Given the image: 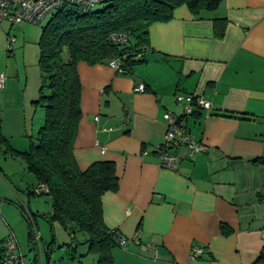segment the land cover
<instances>
[{
	"label": "crops",
	"instance_id": "obj_1",
	"mask_svg": "<svg viewBox=\"0 0 264 264\" xmlns=\"http://www.w3.org/2000/svg\"><path fill=\"white\" fill-rule=\"evenodd\" d=\"M77 70L75 160L83 171L114 162L119 187L102 197L103 220L127 239L139 237L114 249L115 264H264V163L254 161L264 159V0H221L198 15L181 6L150 26L149 50L131 73L107 62H80ZM5 71L0 131L11 136L23 132L26 116L15 117L22 96ZM140 83L144 92L135 90ZM187 95L212 110L184 116L177 96ZM168 112L204 145L194 156L173 149L183 158L178 171L162 167L158 153ZM196 245L202 253L193 258Z\"/></svg>",
	"mask_w": 264,
	"mask_h": 264
},
{
	"label": "trees",
	"instance_id": "obj_2",
	"mask_svg": "<svg viewBox=\"0 0 264 264\" xmlns=\"http://www.w3.org/2000/svg\"><path fill=\"white\" fill-rule=\"evenodd\" d=\"M220 2L99 0L90 8L66 2L48 14L51 17L38 42L41 85L39 98L34 101L44 108L45 120L31 139L30 149L20 154L38 181L29 195L48 194L52 198L50 218L44 217L51 225L58 221L69 228L75 247L76 233H84L95 264H115L112 251L123 237L105 225L102 210L103 195L118 189L119 178L114 162L97 161L83 171L75 160L74 144L82 118L78 64L118 60L122 73H131L149 50L152 24L172 19L181 6L198 15L216 10ZM100 4L103 6L95 9ZM113 34L124 39L115 40ZM254 161L264 163V159ZM39 187L44 190L37 191ZM27 219L34 244L35 222ZM47 251L50 253V246ZM258 262H264V247Z\"/></svg>",
	"mask_w": 264,
	"mask_h": 264
},
{
	"label": "rangeland",
	"instance_id": "obj_3",
	"mask_svg": "<svg viewBox=\"0 0 264 264\" xmlns=\"http://www.w3.org/2000/svg\"><path fill=\"white\" fill-rule=\"evenodd\" d=\"M102 6L100 4L95 9ZM50 17L48 15L40 24L24 23L12 27L3 22L1 27L5 40L4 47L0 44V68L4 67L1 72L4 79L8 78L5 70L15 77L23 102L16 107L15 117L20 113L26 116V120L22 133L2 136L0 131V252L2 239L5 240L11 232L27 258V264H95L96 257L88 252L84 233H76L75 247L69 228L58 221H53L51 225L44 217L50 218L52 198L48 194L29 195L38 181L35 174L27 169L24 155L20 154L30 149L31 139L45 120L44 108L33 101L39 98L41 85L38 42ZM27 218L35 222L42 237L37 244L29 238ZM46 245H50V253L46 252ZM116 248H113V256Z\"/></svg>",
	"mask_w": 264,
	"mask_h": 264
},
{
	"label": "built area",
	"instance_id": "obj_4",
	"mask_svg": "<svg viewBox=\"0 0 264 264\" xmlns=\"http://www.w3.org/2000/svg\"><path fill=\"white\" fill-rule=\"evenodd\" d=\"M99 0H0V24L8 22L12 27H17L24 23L40 24L45 17L56 8L62 6L66 2H74L81 4L85 8H90ZM112 38L124 39V36L113 34ZM9 43H11L9 39ZM109 64L117 71L122 73L118 60H112ZM4 75L0 76V85H4ZM145 84L140 83L136 88V92H144ZM177 102L183 106V115L188 116L195 114L199 110H212V104L205 101L201 97L194 95L177 96ZM167 123V131L164 135L163 144L159 148V158L162 167L178 171L182 163V156L174 153L173 149L186 147L189 150V155L194 156L204 150V145L195 139L194 135L184 127L181 117L175 113L168 112L165 114ZM44 190L43 187L37 188V191ZM34 228L35 242H39L40 235L38 230ZM139 242V237L136 234L133 238L127 239L121 237L119 244L121 247L126 246L129 242ZM147 250L155 252V246H148ZM202 248L194 246L192 251L193 258L201 255ZM156 258V254H154ZM3 264H27V258L21 252L19 243L13 233H9L4 242V253L2 257Z\"/></svg>",
	"mask_w": 264,
	"mask_h": 264
}]
</instances>
